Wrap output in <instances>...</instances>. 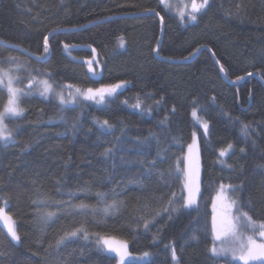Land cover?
<instances>
[{"label":"trees","instance_id":"obj_1","mask_svg":"<svg viewBox=\"0 0 264 264\" xmlns=\"http://www.w3.org/2000/svg\"><path fill=\"white\" fill-rule=\"evenodd\" d=\"M207 6L193 21L161 0H0V68L26 93L23 115L6 120L11 139H0V204L20 237L0 224V264H116L97 234L152 254L125 264H242L210 251L213 203L222 183L234 184L243 210L264 222V0ZM39 77L72 86L77 102L36 92ZM118 83L102 101L83 95ZM7 99L0 85V109ZM195 129L202 179L190 208L181 154ZM97 192L118 210L80 214L81 203L104 207ZM82 224L87 239L65 236Z\"/></svg>","mask_w":264,"mask_h":264},{"label":"snow or ice","instance_id":"obj_2","mask_svg":"<svg viewBox=\"0 0 264 264\" xmlns=\"http://www.w3.org/2000/svg\"><path fill=\"white\" fill-rule=\"evenodd\" d=\"M161 3H164L165 6L167 5V0H161ZM208 5V0H202L201 3H197V0H192L191 3V12L189 13V19L190 20H196L197 16L196 13L200 12L203 8H205ZM188 6L185 5V8ZM154 11V10H152ZM184 11H180V17L183 20L184 18ZM158 15V13H157ZM163 19V18H161ZM48 37H44V51H48ZM67 47V46H66ZM14 59V58H10ZM19 67V66H17ZM13 69H9L8 71H3L0 72V84H3L5 81V78H7V91H8V99L6 101V104L4 106L3 112H0V136H3L4 132L7 131L5 125H4V120L6 118H14V117H19L23 115L24 109L19 106V98L21 95H26L25 92H23L20 89H17L13 86L14 81H18L19 77H13L11 76V72ZM89 70L91 71V66L89 67ZM220 71L224 72L225 69L223 65L220 66ZM248 75H252L251 72L248 73ZM239 79V78H238ZM39 83H42L44 85L43 94H47L51 91V85L48 83L47 80L40 81ZM32 87V84H29V88ZM122 84H110L106 85L104 87H101L99 89H92L89 88L85 93H83L85 99L89 100H95L97 97L102 101L105 98V95L111 96L116 92L117 89L121 88ZM79 91V90H77ZM61 103H64V99L61 96ZM139 108L140 104L137 102V104L134 106ZM193 116L195 117L197 115L196 111L193 110ZM104 125H107L108 122L104 121ZM203 128L205 129V132L207 131L208 124L203 123L202 124ZM247 128L248 126L245 125L243 128V132L245 135H247ZM195 135V134H194ZM7 138V137H5ZM192 146H189L191 150ZM229 149H231V145L228 146ZM243 151V149H242ZM226 153L224 150H221L220 155L224 156ZM186 187L188 189V198H187V204L192 205L196 202L195 197L199 193V186L198 183L193 185V179L192 176L190 175L188 178V182L186 184ZM229 190L235 191L236 189L229 185L227 186ZM221 190L217 194V199H225L226 197L224 196V189L225 186L221 185L220 186ZM97 199L99 203L104 204V207L102 209H96L92 208L89 205L86 204H79L74 206L75 208L80 209V214L84 215L87 217L89 214L92 216H96L100 214L101 212L103 215L107 216L110 215L111 212L118 210L119 204L117 201L113 200L112 203H107V198L108 194L104 192H97L96 193ZM40 203H44V201H41ZM171 203V201H170ZM237 205V201L233 200L230 202L229 205H227V208L230 210L232 207ZM56 207H60L61 205L56 203ZM215 207V205H214ZM243 205L240 204L239 207L237 208V212L235 215H226L224 217V224L223 226L217 224V218L214 216L213 217V225H212V231H213V240H214V245L215 241H220L221 245H224L227 241L231 240L234 245H238V250H239V255L237 256V247H224L221 246L219 249L215 246H213L210 251L214 256L220 257L223 256L227 258L230 254L232 259H238L239 261L242 262V264H256V262H259V264H264V242H258L256 238L253 236H248L247 240L245 241L243 239L242 233L240 232V229H246V230H251L254 233H258V237L264 240V222H257L253 219L252 216L248 214V212L243 211ZM42 219L48 220L51 219L55 213L48 211L44 213H40ZM143 219V217H142ZM0 223H3L4 225L7 226L8 233L11 235V238L13 240H19V236L15 230V221L13 218L9 215L6 214L4 208H0ZM149 224L148 221L144 222V227L148 228ZM78 233H83L84 238H88V233L87 229L83 227V224L81 225L80 228L74 229L70 234L66 233L65 236H71V237H76ZM64 240V237L61 238L60 241L57 242L58 245H60ZM97 242L102 243L108 250L111 252L116 253V255L119 257V264H125V259L126 257H129L131 254L128 252V246L127 242L124 241H116L115 238H110V237H104L100 236L97 234ZM144 257H147L149 253L145 252ZM172 258L173 260H176V251L175 248L172 249ZM143 259V258H140Z\"/></svg>","mask_w":264,"mask_h":264},{"label":"rangeland","instance_id":"obj_3","mask_svg":"<svg viewBox=\"0 0 264 264\" xmlns=\"http://www.w3.org/2000/svg\"><path fill=\"white\" fill-rule=\"evenodd\" d=\"M209 1L210 0H208V4H209ZM201 2H202V0H197V3H201ZM191 3H192V0H167V5H169L168 6L169 8H172L174 11L179 12V13H180L181 10H183L184 13L187 14V15H189V13L191 12ZM162 4L165 5L164 3H162ZM185 5H187L188 7L185 8ZM207 7L208 6H206L205 8H203L200 12L196 13V16L199 13L203 12ZM119 42H120V45L122 47H124L125 44H126V41H125L124 38H122V40L120 39ZM8 70H9L8 68H0V72L8 71ZM10 74H11V76L16 77V75H14L13 72H11ZM44 80H47L48 83L52 87H51V91L49 93L43 94V95H46V96H49V95L50 96L51 95L52 96H55L60 101H61L60 97L62 96L63 99H64V101H65L63 104H65V105H67V104H74V103L77 102L78 93L76 92V90L72 86L71 87L70 86H68V87L67 86L57 87V85H55L53 82H51L47 78H40L39 77L37 79V81L35 82L36 87H34L36 92H38L40 94L43 92L44 85L42 83H39V82L40 81H44ZM0 85L3 86L4 88H6V90H7V78H5L4 83L3 84H0ZM13 86L15 88H17V89L22 90L23 92L25 91L24 88L18 83V81H14ZM21 97H22V95L20 96V98ZM20 98H19V106L25 110V107L22 105V102H21V99ZM3 109H4V107L2 109H0V112H3ZM193 110L196 111L197 115L194 117L193 114H192V116H193L195 122L198 125L200 124V126H201V128H202V130L204 132H205V129L203 128L202 124L203 123H207L208 124L207 131L205 132L206 134H208L209 133V123H208V121L199 112L198 107H194ZM193 110L191 111L192 113H193ZM7 119L8 118H6L4 120V122H3L4 125H5V127H6V129H7V131L4 132L3 136H0V139H6L5 137L11 139V137L13 135V133L11 131L12 128L10 127L8 121H6ZM196 132H198V129H195V131L193 132L195 135H193L192 141L190 142V144L187 145L186 151L183 154H181L182 155V159L184 160V164H183V166H181V171L184 174L183 176H184V184H185L184 185L185 186V196L184 197L186 199V207H190V208H192V207H194V206H196L198 204V201H199V198H200V194H201V179H202V164L201 163L202 162H201V156L199 154V151L196 149L197 148V145H198V137H197V133ZM189 146H192L191 147V150H190ZM232 147H231V149H232ZM231 149H229V147H226V148L222 149V150L225 151L226 154L224 156H221L220 155L221 156L220 157V161L221 162H225V156L227 155V153ZM190 175L192 176V179H193V185L195 186V184L198 183V186H199V193L195 197L196 202L194 204H192V205H188L187 204L188 189L186 187V184L188 182V178H189ZM221 185H224L225 186L224 196L226 198L225 199H217V194L221 190V188L219 187L217 193L215 194V198H214V203H213V217L215 216L217 218V224L218 225L223 226V224H224V217L226 215H235L236 212H237V208L240 205V202H239L238 195L235 194V193H237L236 190L235 191H231L227 187L229 185L235 187L234 184H231V183H222ZM233 200L237 201V205L234 206V207H232L229 210L227 208V205H229L230 202L233 201ZM6 204L7 203L4 201L2 204H0V208H4L6 214L12 217V215L10 214V212L7 210V205ZM214 205H215V207H214ZM243 211H245V210H243ZM254 220L256 221V219H254ZM257 222H262V221L257 220ZM0 224H2L3 226H5L6 230L8 231L6 225H4L3 223H0ZM212 225H213V218H212ZM15 230H16L17 234L19 235L16 226H15ZM240 232L242 233L243 239L245 241L247 240V237L248 236H253L254 238L257 239L258 242H264V240H262L261 238L258 237V233H254L251 230H246V229L241 228L240 229ZM104 237L115 238L116 241H124V242H126L124 239H120L119 237H116V236H104ZM96 240H97V236H96ZM14 241H17L18 242L19 240H14ZM99 244L107 252L114 253V252H111L110 250H108L106 248V246H104L102 243H99ZM213 246L217 247L218 249L221 246H224V247H233V246H236L237 247V256L239 255L238 245H234L231 240L227 241L224 245H221V242L220 241H215V245H214V243L212 244V247ZM212 247H210V248H212ZM128 252L131 255L129 257H126L125 262L130 261V260H133L135 262H143V261H146V260L150 259L151 256H152L151 252H149V251H145V252L149 253V255L147 257H144L143 254L145 252H143V251L141 253H135V252H131L129 250V248H128ZM114 254H116V253H114ZM220 257H223V256H220ZM140 258H143V259H140ZM227 258H229L232 261H237L238 260V259H232L231 254ZM239 262H241V261H239ZM257 263L259 264V262H256V264ZM116 264H119V257L118 256H117V262H116ZM220 264H227V262L226 261H221Z\"/></svg>","mask_w":264,"mask_h":264},{"label":"water","instance_id":"obj_4","mask_svg":"<svg viewBox=\"0 0 264 264\" xmlns=\"http://www.w3.org/2000/svg\"><path fill=\"white\" fill-rule=\"evenodd\" d=\"M95 22H96V21H95ZM95 22H93V23H95ZM93 23H90L89 25H91V24H93ZM57 31H60V30L57 29V30H55V31H53V32H57ZM200 51H201V49L197 52V54H196L194 57H196V56L199 54ZM254 75H256V74H252V75H250V76H254ZM250 76H249V75H246V76L243 77V78H244V79H245V78H248V77L250 78ZM242 80H243V79H242ZM242 80H241V81H242ZM262 81L264 82L263 79H262Z\"/></svg>","mask_w":264,"mask_h":264}]
</instances>
